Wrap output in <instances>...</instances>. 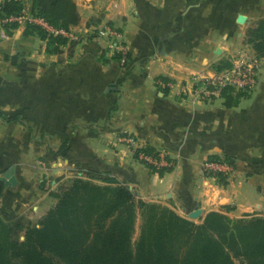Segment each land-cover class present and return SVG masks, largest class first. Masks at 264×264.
Returning a JSON list of instances; mask_svg holds the SVG:
<instances>
[{"label":"crops","instance_id":"1","mask_svg":"<svg viewBox=\"0 0 264 264\" xmlns=\"http://www.w3.org/2000/svg\"><path fill=\"white\" fill-rule=\"evenodd\" d=\"M74 1L79 41L66 39L53 52L49 38L21 28L0 37V207L23 212L46 192L37 182L48 171L79 166L108 172L183 217L229 205L234 218L264 211V58L257 87L244 97L193 104L157 85L212 75L252 49L244 37L249 22L264 17V0ZM106 26L120 37L107 36ZM113 40L125 60L109 48ZM127 136L176 166L150 169ZM213 156L231 158L238 178L221 187L203 177L202 163ZM34 208L42 217L43 204Z\"/></svg>","mask_w":264,"mask_h":264},{"label":"trees","instance_id":"2","mask_svg":"<svg viewBox=\"0 0 264 264\" xmlns=\"http://www.w3.org/2000/svg\"><path fill=\"white\" fill-rule=\"evenodd\" d=\"M23 7L22 0L1 4L5 15ZM29 13L56 28L68 29L81 19L74 0H30ZM24 31L49 38L53 52L66 42L39 25L28 24ZM246 42L264 58V17L246 31ZM228 67L229 61L218 71ZM218 177L225 184V176ZM97 180L102 183L80 177L61 181L52 194L56 204L26 227L24 240L15 239L11 223L0 216V264H264L263 216L237 219L210 211L197 223L168 206L137 198L115 177ZM5 189L0 178V202ZM138 211L141 226L133 244Z\"/></svg>","mask_w":264,"mask_h":264},{"label":"built area","instance_id":"3","mask_svg":"<svg viewBox=\"0 0 264 264\" xmlns=\"http://www.w3.org/2000/svg\"><path fill=\"white\" fill-rule=\"evenodd\" d=\"M5 0H0V37L8 38V31L13 24L16 28L25 30L28 24L39 25L49 35L63 37L69 40H79L78 33L72 28H56L51 26L46 20L35 17L29 13V2H24L22 11L18 14L5 15L1 9V4ZM104 33L112 37H120V33L109 26L104 27ZM109 48L115 53L121 54L122 60L126 59L127 52L123 44L113 40ZM230 67L216 71L212 75L192 74L183 81L164 80L160 78L157 81L161 91H168L170 95L177 96L183 100H189L191 103H211L216 100H222L230 93H246L254 90L259 82V75L262 68V57H260L251 48H242L230 59ZM130 146L135 142L127 136L124 138ZM137 156L140 160L148 164L163 165L165 156L160 154H150L142 150H137ZM44 164V163H43ZM203 171L213 175L230 176L234 172V167L222 159H207L203 163Z\"/></svg>","mask_w":264,"mask_h":264},{"label":"rangeland","instance_id":"4","mask_svg":"<svg viewBox=\"0 0 264 264\" xmlns=\"http://www.w3.org/2000/svg\"><path fill=\"white\" fill-rule=\"evenodd\" d=\"M26 2H30L29 0H25ZM258 20V19H257ZM257 20H252L249 22L248 24V28L247 30L254 25V23ZM73 29V27H70ZM75 30V29H73ZM81 35V34H80ZM79 35V40H81V36ZM77 40V41H79ZM244 43L247 44L246 42V34L244 37ZM118 53H116L117 55ZM255 90V89H254ZM254 90H252L251 92H246V93H237V94H242V97L247 96L249 94H251ZM209 103V102H208ZM130 138L133 139V141L135 142L134 146H130L129 142H126L125 139H123V142H125L127 144V146L132 149L136 159L145 164L146 166H148L150 169L159 171V172H163L165 168H173L176 166V162L175 159L169 160L165 157V163L168 164H163V165H153V164H148L145 161L140 160V158L137 156V150H141V148L139 147V145L137 144V140L135 138H133L132 136H129ZM126 138V137H125ZM214 157V156H213ZM212 157H207L203 163L207 160V159H211ZM218 159H222L225 162H228L229 164H231L234 167V172L232 175L230 176H226L224 181L225 184L223 183V181L220 180V178L218 177V175H213L211 173L205 172L203 171V163H202V175L203 177H205L206 179L212 180L213 183H215L216 185H220L221 187H225L227 186L229 183H231L232 181L236 180L238 178V174H237V170H236V165L233 162V160L229 157H218ZM35 163H37L41 168H39L41 171H45L46 167H45V162L42 161L39 158H35ZM44 163V164H43ZM76 170H74L73 173H67V172H63V171H57L55 174L51 171H48V173L45 174V177L43 179H41L40 181L37 182L38 187L41 184H44V186L46 187V192L43 193V191H39L42 192L43 195H41V197L38 198V201L41 202L43 204V211L44 214L42 215V217H40L41 215H39L40 213H36V211H40L38 209H35L34 207H37L39 202H31L29 204H27L24 207V211L23 212H19L17 210H8V212L6 213L1 207H0V216L3 220H5L6 222H10L12 227H13V237L15 239H19V240H24V235H25V229L27 226H34L36 225L39 220H41L43 218V216L49 211L50 208H52L57 200L56 198L52 195L55 191L56 188L58 186V184L66 179H70V178H83V179H89V180H93L94 182L97 183H102L101 181L97 180V178L99 177H108L111 176L110 173L108 172H101V171H94V170H90L88 172H84L82 171V169L78 166H76L75 168ZM113 177V176H112ZM116 178V177H115ZM120 181V180H119ZM123 183V182H122ZM129 188L132 190V192L137 196V198L142 199L146 202H154V203H158V204H162L167 206L164 201L160 202L158 200H156L157 198H153L152 195L148 196V197H144V195L140 194L138 190H135V188H131L129 186ZM42 200V201H41ZM232 208V206H224L222 207L220 210H211V211H220L223 212L227 215H229L228 213H230V209ZM210 212V211H208ZM205 211V215L208 213ZM194 213V212H192ZM264 211L262 210H254V211H250L249 213H247L248 215H259V216H263L261 215L263 214ZM179 214V213H178ZM245 214V215H247ZM205 215L203 217L199 216V217H191V215H186L190 220H193L197 223L202 222L203 218L205 217ZM244 215V217H245ZM23 216V217H22ZM24 216L30 217L31 219H28ZM230 216V215H229ZM231 217V216H230ZM234 218V217H232ZM243 218V217H242ZM239 219V218H237ZM140 226H141V216H140V212H137V217H136V222H135V232H134V236H133V244L136 242L138 236H139V232H140ZM237 264H241L239 261L237 262Z\"/></svg>","mask_w":264,"mask_h":264},{"label":"water","instance_id":"5","mask_svg":"<svg viewBox=\"0 0 264 264\" xmlns=\"http://www.w3.org/2000/svg\"><path fill=\"white\" fill-rule=\"evenodd\" d=\"M13 173V170H11L8 174H6V176H10ZM1 179H3L2 177H0ZM191 217H199L201 215V210H196L194 213L190 214Z\"/></svg>","mask_w":264,"mask_h":264},{"label":"bare ground","instance_id":"6","mask_svg":"<svg viewBox=\"0 0 264 264\" xmlns=\"http://www.w3.org/2000/svg\"><path fill=\"white\" fill-rule=\"evenodd\" d=\"M241 20L243 21V17L242 16L239 18V22H241Z\"/></svg>","mask_w":264,"mask_h":264}]
</instances>
